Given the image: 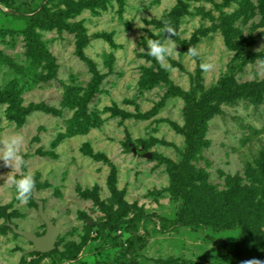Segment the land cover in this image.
Instances as JSON below:
<instances>
[{"label": "rangeland", "instance_id": "obj_1", "mask_svg": "<svg viewBox=\"0 0 264 264\" xmlns=\"http://www.w3.org/2000/svg\"><path fill=\"white\" fill-rule=\"evenodd\" d=\"M164 21L179 54L161 64L147 39ZM260 28L264 0H0V136L24 135L36 180L21 204L0 179V264H57L11 227L45 235L40 203L62 264L264 261L259 226H185L178 191L192 175L194 198L209 183L224 201L262 156Z\"/></svg>", "mask_w": 264, "mask_h": 264}, {"label": "trees", "instance_id": "obj_2", "mask_svg": "<svg viewBox=\"0 0 264 264\" xmlns=\"http://www.w3.org/2000/svg\"><path fill=\"white\" fill-rule=\"evenodd\" d=\"M261 155L255 161V165L249 166V170H247L248 179L239 175L228 177V189L225 191L224 201L221 200L223 199L222 193H219L209 183L200 190L198 188L194 198L189 192L197 188L192 181V178H196V176L184 177L180 181L182 188L178 190L185 195L187 205L183 210L184 215L181 223L185 226L212 228L227 224V228L230 229L239 225L251 226L252 224L259 226V232L264 235V231L260 226L264 220V205L260 204L262 200H258L264 189V185L263 188L260 186V184H264V151ZM245 180L247 182H244ZM189 187H191L190 191H188ZM199 209H202L205 214L202 216L197 215ZM244 236H246V233H243V240ZM260 251H264V248ZM45 255L57 256V264H62V258L57 249Z\"/></svg>", "mask_w": 264, "mask_h": 264}, {"label": "clouds", "instance_id": "obj_3", "mask_svg": "<svg viewBox=\"0 0 264 264\" xmlns=\"http://www.w3.org/2000/svg\"><path fill=\"white\" fill-rule=\"evenodd\" d=\"M165 33V39H147L148 55L154 58L158 63L178 55L177 45L172 39L176 35L175 29L168 21L163 22V28L160 30ZM186 55L189 58H196L201 55L197 47H189ZM200 69L204 73H208L215 68V64L211 60L201 62ZM25 137L20 132H14L0 136V161L3 162V167L11 168L20 173L19 178L12 175L0 177L4 179V183L15 188L16 200L21 204H27L32 197L36 188L35 176L31 171H24L27 168L28 161L24 154ZM242 264H264V261L258 259H250L243 261Z\"/></svg>", "mask_w": 264, "mask_h": 264}, {"label": "water", "instance_id": "obj_4", "mask_svg": "<svg viewBox=\"0 0 264 264\" xmlns=\"http://www.w3.org/2000/svg\"><path fill=\"white\" fill-rule=\"evenodd\" d=\"M264 32V28H260L256 31L255 35ZM149 159L153 158L152 153L145 155ZM39 214L46 224L47 231L45 235L39 236L32 232H26L19 230L15 225H12V229L17 235L27 238L33 244V249L29 252L31 253H41V254H50L57 249V244L61 235V227H58L56 223L51 220L45 212L43 203H40Z\"/></svg>", "mask_w": 264, "mask_h": 264}]
</instances>
